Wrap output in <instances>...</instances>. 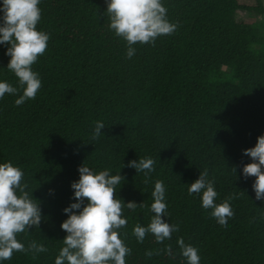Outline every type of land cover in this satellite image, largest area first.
I'll list each match as a JSON object with an SVG mask.
<instances>
[{"label": "trees", "instance_id": "obj_1", "mask_svg": "<svg viewBox=\"0 0 264 264\" xmlns=\"http://www.w3.org/2000/svg\"><path fill=\"white\" fill-rule=\"evenodd\" d=\"M162 2L177 27L152 44L134 43L126 58L125 41L108 28L105 0H40L36 28L49 39L31 67L41 86L20 105L17 78L5 68L7 45L0 46V79L18 87L0 98V162L22 169L25 191L41 210L39 225L16 235L25 246L36 240L47 248L35 256L14 251L2 264H53L65 235L62 209L74 202L69 184L82 162L95 171L120 170L116 196L144 204L122 212L127 221L118 231L131 249L126 264H185L177 237L198 249L200 264H264V201L254 199V177L240 175L250 162L242 149L264 132V4ZM238 10L262 19L240 20ZM97 120L103 135L92 139ZM145 156L155 162L147 177L127 167ZM205 168L216 202L231 197L233 215L223 226L187 192ZM155 180L165 186L164 219L178 230L160 243L151 233L137 242L132 227L147 225L153 214Z\"/></svg>", "mask_w": 264, "mask_h": 264}, {"label": "clouds", "instance_id": "obj_2", "mask_svg": "<svg viewBox=\"0 0 264 264\" xmlns=\"http://www.w3.org/2000/svg\"><path fill=\"white\" fill-rule=\"evenodd\" d=\"M39 3L40 0H0V46L7 45L5 55L9 59L5 68L17 78L21 92L14 100L16 105L34 98L41 86L38 73L31 67L38 55L43 54L49 39L47 32L36 28L41 14ZM105 4L108 28L125 41L126 58H131L136 51L132 46L134 43L152 44L158 35L171 34L177 27L167 18L162 0H105ZM18 87L0 79V98L5 93L16 94ZM103 128V121H95L91 138L103 135ZM242 155L250 158V162L241 166L240 175L254 177L251 182L254 199L264 201V132L255 138L253 146L242 149ZM154 163L150 156H145L129 160L127 167L134 169L135 173L143 172L147 177L153 171ZM231 170L235 174V167ZM77 173L78 178L69 184L74 202H69L62 209L67 215L59 227L65 235L53 264H126L125 256L130 254L131 249L120 238L118 231L127 221L122 212L125 208H143V202H123L116 196V186L123 180L120 170L115 174H111L108 168L95 171L82 162L77 167ZM22 176L19 166L11 161L0 162V264L10 259L14 251L33 256L47 251L41 242L30 240L25 246L17 239V233H26L29 227L36 228L41 221L39 202L25 191ZM52 191L48 189L49 194ZM187 192L199 195L200 206L209 209L210 216L219 225H225L227 218L233 215L229 203L231 197L216 202L217 192L206 168L188 183ZM151 197L149 209L153 214L149 222L132 227L137 242H142L145 234L151 233L155 242L160 243L178 230V225L164 219L167 205L163 181H154ZM175 243L185 264H200L195 246L185 243L182 237H177ZM165 251L171 255V246H165ZM145 255L151 256L153 251L146 250Z\"/></svg>", "mask_w": 264, "mask_h": 264}, {"label": "rangeland", "instance_id": "obj_3", "mask_svg": "<svg viewBox=\"0 0 264 264\" xmlns=\"http://www.w3.org/2000/svg\"><path fill=\"white\" fill-rule=\"evenodd\" d=\"M261 1L264 4V0H261ZM236 18H238L240 20L246 19V18H253V19H257V20L262 19L261 16H259V15L249 14V13L242 11V10L236 11Z\"/></svg>", "mask_w": 264, "mask_h": 264}]
</instances>
